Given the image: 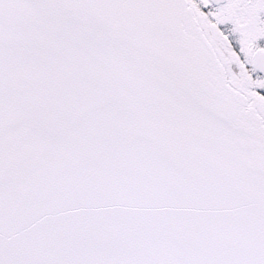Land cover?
Here are the masks:
<instances>
[{"label": "snow or ice", "instance_id": "1", "mask_svg": "<svg viewBox=\"0 0 264 264\" xmlns=\"http://www.w3.org/2000/svg\"><path fill=\"white\" fill-rule=\"evenodd\" d=\"M0 264H264V0H0Z\"/></svg>", "mask_w": 264, "mask_h": 264}]
</instances>
